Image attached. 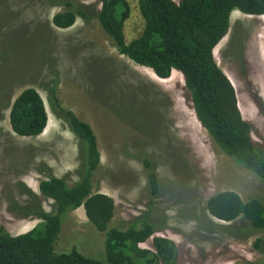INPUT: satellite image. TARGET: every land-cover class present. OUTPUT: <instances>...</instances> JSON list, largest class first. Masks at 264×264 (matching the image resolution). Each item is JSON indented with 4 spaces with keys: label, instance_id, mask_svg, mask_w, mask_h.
Returning a JSON list of instances; mask_svg holds the SVG:
<instances>
[{
    "label": "rangeland",
    "instance_id": "374dc122",
    "mask_svg": "<svg viewBox=\"0 0 264 264\" xmlns=\"http://www.w3.org/2000/svg\"><path fill=\"white\" fill-rule=\"evenodd\" d=\"M72 1L101 8L99 0ZM125 1L131 8L126 25L131 42L142 35L145 23L138 0ZM62 10L51 0H0V225L21 235L42 222L33 223L26 215L24 208L32 203L26 188L40 197L45 212L52 211L54 201L39 192L47 179L40 173L44 165L70 187L80 180L78 140L53 113L46 91L57 81L63 106L88 122L97 136L102 171L94 191L114 199L116 227L150 217L155 236L176 243V264H264V229H251L243 217L225 223L207 210L208 200L224 191L264 205V186L203 129L183 75L174 71L161 80L120 55L98 20L77 18L72 28L57 29L52 20ZM231 22L215 59L236 90L254 142L262 145L264 112L252 93L264 101V16L234 12ZM29 88L39 92L49 116L47 129L36 138L17 136L9 122L7 106ZM141 154L159 175L160 195L151 209ZM74 248L106 261L105 234L89 223L84 208L70 213L55 244L58 253ZM141 248L154 252L152 239Z\"/></svg>",
    "mask_w": 264,
    "mask_h": 264
},
{
    "label": "trees",
    "instance_id": "16d2710c",
    "mask_svg": "<svg viewBox=\"0 0 264 264\" xmlns=\"http://www.w3.org/2000/svg\"><path fill=\"white\" fill-rule=\"evenodd\" d=\"M99 1L101 8L96 11L92 5L72 0H51L53 6L63 8L54 15L52 23L57 29L68 30L76 24L77 18L85 23L98 20L120 55L152 70L161 80L170 79L174 71L181 73L203 129L226 156L253 173L264 186V142L262 145L254 142L252 126L242 115L236 90L215 59V50L230 31L233 13L264 16V0H181L179 3L138 0L145 27L142 35L131 42L126 32L130 5L125 0ZM46 91L53 113L78 140L76 173L80 180L70 187L64 179L56 178L47 165L42 167L40 173L47 179L40 182L39 191L42 197L54 201L52 211L45 212L40 197L25 189L32 199L24 208L26 215L42 222L18 236H12L0 225V264H176V243L156 237L157 228L150 217L136 219L126 228L113 224L114 199L94 191L102 162L92 126L63 106L57 81L47 86ZM252 98L264 112L262 98L255 92ZM7 107L10 108L11 129L17 136L36 138L47 129L48 111L36 89L24 90ZM138 159L146 172L147 206L151 209L160 195L159 175L144 154ZM80 207H84L89 223L105 234V262L87 257L75 248L69 253L55 250L62 225L70 213ZM207 210L219 221L231 223L243 217L249 221L251 229H264V205L258 199L245 202L238 193L224 191L208 200ZM150 239L154 252L141 248Z\"/></svg>",
    "mask_w": 264,
    "mask_h": 264
},
{
    "label": "crops",
    "instance_id": "0c3cea01",
    "mask_svg": "<svg viewBox=\"0 0 264 264\" xmlns=\"http://www.w3.org/2000/svg\"><path fill=\"white\" fill-rule=\"evenodd\" d=\"M237 12V11H236ZM40 192V191H39ZM80 208H84V207H80ZM79 208V209H80ZM79 209H77V210H75V211H73L74 213L76 212V211H78ZM29 220V219H28ZM30 220H32V222L34 223L35 221H39V219H34V218H30ZM37 226V224H34V227H36ZM34 229V228H33ZM18 235H20V234H15V235H12V236H18Z\"/></svg>",
    "mask_w": 264,
    "mask_h": 264
}]
</instances>
